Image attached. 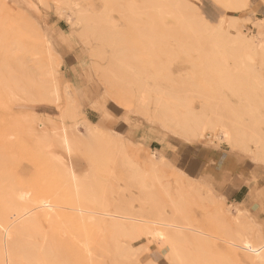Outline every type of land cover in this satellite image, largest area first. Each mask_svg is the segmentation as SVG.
Listing matches in <instances>:
<instances>
[{"label": "rangeland", "instance_id": "rangeland-1", "mask_svg": "<svg viewBox=\"0 0 264 264\" xmlns=\"http://www.w3.org/2000/svg\"><path fill=\"white\" fill-rule=\"evenodd\" d=\"M75 1L83 9L89 7L95 16L108 14L113 28H107L110 32L104 38L94 28L88 40H83L81 26L69 20L71 16L76 20L79 13L60 8L58 0H45V5L38 0H0V41L7 36L5 30V34L2 32L5 17L13 21L27 19L38 36L46 32V39L57 53L53 79L46 73L45 43L39 44L45 38L34 34V44L21 46L12 42L10 49L6 42H0V74L5 73L6 79L0 85V240L20 237L30 239L32 245L34 242L48 247L53 251L43 260L48 264H157L152 259L161 264H179L168 256L171 243L165 237L167 231L181 240L179 246L185 257L188 253L193 256L186 258L189 264H262L256 261V255L264 254L263 226L250 211L240 209L244 218L238 228L236 216L225 213V209L237 206L232 198L198 178V165L193 164L191 172L190 163L185 162L189 158L205 167L211 164L208 156L213 149L231 152L238 155L236 160L257 165L258 176L264 178L263 156H258L259 151L249 139L233 146L221 141L218 131L199 138L185 135L173 121L161 124L154 101L159 95L170 103L185 98L187 107L198 111L212 103L225 123L235 125L239 119L238 128L247 130L254 121L250 130L264 134V29L257 25L264 22V0H247V6L239 9L226 7L218 0H177L176 4L164 0L160 10L148 0ZM199 12L211 27L220 26L223 35L231 23L245 35L257 37L260 53L250 59V64L255 65L252 71L239 69L235 59L238 45L229 37L217 46L205 42L211 27L199 18ZM58 32L65 34L68 57L54 47ZM33 45L35 51L29 48ZM3 51L12 53L9 56ZM124 52L131 54L125 61L121 58ZM128 67L129 72L121 75ZM140 83L149 91L150 105L145 111L139 102ZM47 85L51 89L58 87L61 98L57 103L43 94L50 90ZM246 90L249 94H244ZM245 95H250L249 100ZM68 104L78 113L71 120L66 117L68 124L84 118L96 124L98 130L71 155L55 144L48 149L72 169L73 159L81 186L76 196L71 182L61 173L62 167L56 164L55 168L33 142L35 132L52 135V126L38 127L39 120L49 124L59 121ZM114 146L125 149L122 155L126 154L140 173L151 153L162 154L164 164L158 166L160 183L134 177L130 164ZM191 187L202 192V199L190 196ZM178 189L180 193H190L183 196L185 200L189 196L188 205L187 200L183 201L185 206L180 203L184 217L172 207L179 200ZM260 191L264 192V188ZM215 212L227 216L233 224L229 234L232 231L235 235L228 236V228L220 227ZM17 225L19 228L14 229ZM31 260V264L40 261Z\"/></svg>", "mask_w": 264, "mask_h": 264}, {"label": "bare ground", "instance_id": "bare-ground-1", "mask_svg": "<svg viewBox=\"0 0 264 264\" xmlns=\"http://www.w3.org/2000/svg\"><path fill=\"white\" fill-rule=\"evenodd\" d=\"M150 1L152 2L151 5H154L157 8H159L162 5L161 3L164 2V0H148V2H150ZM169 1L171 3H174V4L177 3V0H169ZM218 1L221 4L223 3V5H225L226 7H234V8H237V9L244 8V7L247 6V0H218ZM38 2H40L41 4H44V5L46 4L45 0H38ZM58 4H59L60 8L67 7L68 9L73 10V11L77 10V12L79 13V17L76 14L77 17H78V18H76V20H74L72 18V16L69 17V20L70 21L72 20V23L74 24V26H81L80 30H81L82 33H80V35L84 38L83 40H85V41L88 40L89 32L93 31L94 28L97 29L100 32L101 37L105 36L106 32H108V31L110 32V30L107 29V28H110V29L113 28V22L111 21V19L108 16V14H103L102 17L95 16L94 12H92V10H89V7L83 9L81 7L79 1H75V0H58ZM195 7H197V6L195 5ZM159 10H160V8H159ZM195 10L198 12V9H195ZM105 11L107 13L109 10H106V8H105ZM60 13H61V11H60ZM200 15H201V13L199 12L198 13L199 18L205 24L210 25ZM5 18H6V20L4 19L3 23L6 21V23H5L6 26H2V29L5 27L2 30V32H4V30H5V32H7L6 33L7 36H6V39H4L5 40L4 42H6V44L9 45V49H10V44L12 42H17L21 46H23L24 44H27V45L34 44V40H35L34 37L37 34L34 33V31H32L31 24L28 22L27 19H25V20L22 19L21 21H13L10 17H5ZM197 22L198 21L195 20V24ZM1 23H2V21H1ZM191 23H194V22H191ZM234 24H236V23L234 22ZM257 25H258L259 29H264V22H260ZM0 27H1V24H0ZM210 27H211V25H210ZM210 29H211L210 32L206 36H204L205 42H208V43H211L214 46H217L219 43H221L220 41H224V40H226L227 37H229L230 39H228V40H230L231 42H234V44L238 45V48H237L238 51L236 49L238 54L234 53V56H235V54H237L235 56V59H237V62L240 63L239 69H246V70H249V71L251 70L252 71V69L255 68V65L250 64V59H251L252 56H257L260 53V47L258 46V41H256L257 37H255L253 35H250V36L249 35H245V32L243 30L235 27V25H233L231 23H230V26L226 30V35L221 34V29H220V26H218V25L212 26ZM231 29H235V32H232ZM5 32H4V34H5ZM44 33L46 34V32H44ZM34 34H36V35H34ZM45 34H43L42 36L40 35L41 36L40 39H42V37L45 38V39L42 40V41L40 40L39 44L45 43L46 52L44 53L45 55H44L43 58H44V64L48 68L46 73L49 74V75H52V78H53V76H54V74L56 72V67H57V61H56L57 60V55H56L57 53L53 50V47H51V43H50L49 39L48 38L46 39V35L47 34L46 35ZM40 36H38L36 38H39ZM31 41H32V43H30ZM0 42L2 43L3 41H0ZM35 43H37V42H35ZM43 45L44 44H42V47H43ZM6 47H5V51H6ZM29 48H32L35 51L36 47H35V45H33V46L29 47ZM263 49H264V47H263ZM5 51H3V52L5 53ZM7 51H10V50H7ZM40 51L43 52V49H41ZM42 52H41V54H42ZM128 52H124L123 55L121 56V58L124 59V61L126 59L130 58V56H131V54L128 53ZM6 53H5L6 55H9L12 52L11 53L6 52ZM11 56H13V55H11ZM6 57H8V56H6ZM11 58H13V57H11ZM262 58L264 59V55H263ZM7 59H9V57ZM130 67L125 69L122 72L121 75H125V72H127V71L129 72ZM248 67H249V69H248ZM4 75H5V73L4 74H2V73L0 74V78L3 77L2 80L4 79V82L3 83L0 82V85L4 84L6 82L5 81L6 79L4 78ZM46 77H49V76H46ZM47 80H48V78H47ZM43 83H46V82L44 81ZM43 83H40V84H43ZM53 83H54V81H53ZM6 85L9 86V84H6ZM138 85H139V95H140L139 96V102H140V105H141L140 107L145 111L146 109L149 108V105H150L148 87L144 86V84H141V83L138 84ZM44 86H46V85H44ZM44 86H42V87H44ZM2 87H6V86L3 85ZM47 88H48V85H47L46 89ZM8 89L9 88L7 87L5 90H8ZM43 90H44V88H43ZM48 90L49 91H45V93H43V94L48 96L47 98H48L49 101L53 100L54 103H57L60 100V98H61V97H59L58 87L56 86V87H53L52 89L48 88ZM10 91H11V89H10ZM7 92H9V91H7ZM68 92L69 91H66L65 95H67ZM120 93L124 94L125 91L122 90ZM120 93H118V94L120 95ZM246 93H247V90H246V92L244 94H246ZM247 94H249V93H247ZM10 95H11V93H10ZM67 96H69V95H67ZM248 96H250V95H248ZM248 96H246L247 100H249ZM121 98L124 99V97H121ZM156 98H157V100L155 99L156 101H154L155 105H156L154 110H155V113L158 114L157 121H159L161 124L164 125V122L166 120L173 121L174 124L176 123L175 125H178V127L181 128V132L185 133V135H190V136L191 135H194V136L196 135L199 138L200 137H204V136L206 137V135L208 133H210L209 131H212V132L213 131H218L219 132L218 133V137L221 139V141L223 140L225 142H228L229 144L231 143V145H233V146H240L241 143L243 144L244 140L248 141V139H249V141H251L252 143L255 144V150L259 151L258 152L259 153L258 156L262 155L263 158H264V134L261 131H260L261 133L259 134V132H255L256 129L255 130H253V129L250 130V128H249V127H252V124L254 123V121L251 123V125L249 124L250 126L248 127V129H247L248 131H247L244 128L243 129L242 128H238L237 124H238L239 119H238V121H235L236 118H234V115L232 116V118H234V121H235L234 124L235 125H232L233 122L232 123L230 122V125L227 122L225 123L223 121V119L221 118V115L220 116L217 115L216 109L214 108L212 103H208V106H203L198 111V110H195L193 108L191 109V108L187 107V104H186L187 101L185 100V98L183 100L176 99L175 101L171 102L172 104L168 101V99H164V97L162 98L161 95H159ZM67 99H68V97L66 98V100ZM69 99H71V98H69ZM39 100H40V98H39ZM41 101H42V99H41ZM151 101H153V100H151ZM121 103H122V101H119V104H121ZM152 104H154V103L152 102ZM218 105H215V106L217 108H219ZM229 108H231V107H229ZM231 109H233V108H231ZM154 110H153V112H154ZM217 111H221V110L218 109ZM61 112H62V109H61ZM231 112H233V111H231ZM76 113H77L76 108L72 107V104H68L67 106L65 105L63 107V112L61 113L62 115H61V118L59 119V121L55 122V121L51 120L52 122H50V124H49L48 120L51 119L49 117H48V120H47L48 123H46L45 120H42V119L39 120L38 127L49 126V125L52 126L51 129H49V131H52V135H49L48 132H41V134H39L38 132H35L33 129H31L32 131L35 132V134L37 133L35 135L36 141L33 138L34 139L33 142H35V144L38 145L39 149H43L42 151L44 152L45 156L49 159V162L51 164H53L54 166L57 164V165H60L62 167L61 173L65 177L66 181H68L69 183L71 182L70 185L73 188V192H74L75 196L77 194H79V191L81 190V186L79 185V183L77 181V174L75 173L74 169L69 168L66 165H64L63 162L57 156H53L51 154V152H48L49 151L48 149H50L51 145L55 144V145H57V147L60 146L61 148H63L66 151L67 154L71 155L72 153H75V151L79 150V146L81 144H85V139L88 136H90L91 134H93V135L97 134L98 130H96V127H95L96 124H94L92 122L90 123V121L87 120V119L83 118V120L80 121V122L79 121H75V120H77V118L73 119L74 120V122H72L73 124L72 123L68 124L66 122V117H68L67 118L68 120H71L70 118H72V117L75 118V116L78 115V113L77 114ZM66 115H69L71 117L66 116ZM235 116H236V114H235ZM250 118H251V116H250ZM253 119L256 120L255 118H253ZM33 121H34V119H33ZM35 122H36V120H35ZM31 124H33V123H31V121H30V125ZM243 125H244V123H243ZM34 132H33V134H34ZM33 137H34V135H33ZM219 138H217V139L219 140ZM242 146H244V145H242ZM114 147L116 149V152L121 156L125 149H122L123 147H121V148H117L116 146H114ZM122 156L124 157V161L125 162H128V163L130 162L129 159H128L129 157L126 156V154H124ZM148 162L149 163L145 166L143 171L141 170L142 171L141 173L138 171V169L135 168V166L133 167L132 163H129L130 164L129 166L132 168V170L134 172L133 176L136 177L137 179H142V180L144 178L148 177L149 179H152V181L155 184L156 183L158 184V182H159V179H158V173H159L158 169L159 168H158V166L161 163L164 164L163 163V156H162V154H157V153L153 152V153H151ZM57 165L55 166V168L57 167ZM180 172H179V175H180ZM160 179H161V176H160ZM175 180H176V178H175ZM175 183H177V182H175ZM186 183H187V181H186ZM180 185L182 187V184H180ZM178 186H179V184H178ZM188 186H190V185H188ZM159 187H161V186H159ZM166 188L168 189V186ZM182 188H180V190ZM161 189H162V187H161ZM195 189H197V187L190 189V191H192L191 195H190L189 192H188L189 194L188 193H183V190H182V193L184 195L182 193H180L179 189H178L179 192H177L175 190L178 194L180 193V196L182 195V197L178 196L177 199H179V200H177L176 203L172 204V207H174L173 209L176 210L174 212H178V215H179V212H180V214L182 213L181 211H183L184 208H182L180 206V203H181V205L183 204V206H185V202H183V201L187 200V198L189 197L188 195H190V196L197 195L200 199H202V197H203L202 192H200L199 189L198 190H195ZM186 191H187V189H185L184 192H186ZM185 194H188L187 195L188 197H186V200L183 199V196L184 197L186 196ZM179 197L182 198L183 200L180 199ZM198 197H196V198H198ZM191 199H193V198H190V201H192ZM168 201H169V199H168ZM174 201H175V199H174ZM187 203H188V200H187L186 204ZM191 204H193V201H192ZM80 209H82V208H80ZM225 210H227L225 213L229 214V215L227 214L228 217L231 216V214L236 216L235 222H236V225L239 228L240 220H241V218H244V217H241V216H243L242 215V210H240V208L237 207V206H235L233 208L229 207L228 209H225ZM80 212L82 213V210H80ZM222 212L221 213L215 212V214L217 215V217L215 216V219H219V222H220V225H221L220 227H222L223 229L228 228V229H225L226 231L233 230V227H232L233 224L231 225V223L227 221L228 220L227 216L225 214H223ZM186 213H185V215H186ZM209 217H211V216H209ZM185 221H187V220H185ZM213 223H214V221H213ZM242 224L245 225V223H242ZM244 225H242V226H244ZM18 228L19 227L17 225L16 228H14V229H18ZM234 229L236 230V232H238V229H236V228H234ZM195 233H196V231H195ZM202 233H199V234H201V236H202ZM225 234L227 235L226 232H225ZM233 234L234 233L232 231H230V234H229V231H228V236H230V235L233 236ZM85 236H86V238L88 237L87 234H85ZM197 236H198V232H197ZM165 237L171 243V247H170L171 251L168 254V256L170 257V260L172 261L173 259H176L177 262H179V264H189L187 262L186 258L188 257V259H189V256H191V257H193V256L191 254L188 255L189 254L188 253L186 255V257H185L184 254H186V253L183 252L182 251L183 248L181 246H179L181 240L177 239L175 237V233L174 234H170L169 232L166 231L165 232ZM18 238H20V237H10V239H8L7 241L0 240V264H23L22 261H24V260H25L24 262H27V263L29 262L28 264H31L33 262L31 259H34L36 261L40 260L39 262H36L37 264H48V263H46L43 260L45 258H48V257L52 256V254H53L52 249H50L48 247H42L40 244H37V243L34 244V242H33V245H32V241L30 239L26 240L25 238L24 239H22V238L18 239ZM178 240H179V242H178ZM29 244H31V245H29ZM247 245L249 246V244H247ZM246 248H248V247H246ZM201 252H203V251H201ZM258 253H257V255L255 254L256 255V261L259 260L262 264H264V254L261 255V254H258ZM37 259H39V260H37ZM190 261H192V259ZM34 264H35V262H34Z\"/></svg>", "mask_w": 264, "mask_h": 264}, {"label": "crops", "instance_id": "crops-1", "mask_svg": "<svg viewBox=\"0 0 264 264\" xmlns=\"http://www.w3.org/2000/svg\"><path fill=\"white\" fill-rule=\"evenodd\" d=\"M64 41H66L65 34L58 32L56 39H53V44L54 47L57 46L62 50L64 56L68 57L70 50H68V47H66L68 44L65 45ZM153 136L155 137L154 134ZM212 152L214 153H210L208 156V160L211 161L209 166L203 167L197 161H192L189 158H187L185 164L187 163L186 165H188L190 163L191 172L193 171V164L198 165L196 168L198 178L212 186L218 193L222 194V192H225L240 209L250 211L252 218L261 224L264 229V192L260 191L264 188V178L258 176L259 167L255 164H249L248 166L245 161L236 160L238 155L235 156L231 152L224 154V151H214V149ZM175 160H179V158ZM71 164L76 173L77 170L73 159ZM202 177L207 178V180ZM152 261L161 264L159 260L152 259Z\"/></svg>", "mask_w": 264, "mask_h": 264}]
</instances>
